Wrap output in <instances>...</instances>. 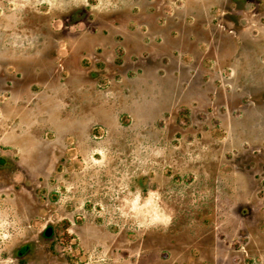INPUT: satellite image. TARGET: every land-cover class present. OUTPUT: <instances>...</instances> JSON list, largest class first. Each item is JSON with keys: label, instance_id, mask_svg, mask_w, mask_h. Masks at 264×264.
<instances>
[{"label": "rangeland", "instance_id": "374dc122", "mask_svg": "<svg viewBox=\"0 0 264 264\" xmlns=\"http://www.w3.org/2000/svg\"><path fill=\"white\" fill-rule=\"evenodd\" d=\"M0 158V261L264 264V0H0Z\"/></svg>", "mask_w": 264, "mask_h": 264}, {"label": "clouds", "instance_id": "9594fccd", "mask_svg": "<svg viewBox=\"0 0 264 264\" xmlns=\"http://www.w3.org/2000/svg\"><path fill=\"white\" fill-rule=\"evenodd\" d=\"M153 197H155V193H150L145 202L140 204V196L139 193H137L135 199L131 201V209L133 212L141 213L147 217V226L155 224L167 226L171 222V217L164 214V212L156 205ZM0 264H14V262L9 258L6 262L0 261Z\"/></svg>", "mask_w": 264, "mask_h": 264}, {"label": "flooded vegetation", "instance_id": "af4514ba", "mask_svg": "<svg viewBox=\"0 0 264 264\" xmlns=\"http://www.w3.org/2000/svg\"><path fill=\"white\" fill-rule=\"evenodd\" d=\"M5 163H6V160L0 158V165H2V164L5 165ZM4 165H3V166H4ZM47 228H49V227H46V228L42 231V233H43V235H44L46 238H49L50 236H52L53 231H52V228H51L50 235H46V230H47ZM24 248H26V249H24ZM29 249H30L29 245H23V246L20 247V249L18 250L17 253H18V255H23V254L27 253V252L29 251Z\"/></svg>", "mask_w": 264, "mask_h": 264}, {"label": "water", "instance_id": "95a60500", "mask_svg": "<svg viewBox=\"0 0 264 264\" xmlns=\"http://www.w3.org/2000/svg\"><path fill=\"white\" fill-rule=\"evenodd\" d=\"M51 228H47L46 235H50Z\"/></svg>", "mask_w": 264, "mask_h": 264}, {"label": "trees", "instance_id": "16d2710c", "mask_svg": "<svg viewBox=\"0 0 264 264\" xmlns=\"http://www.w3.org/2000/svg\"><path fill=\"white\" fill-rule=\"evenodd\" d=\"M24 249H26V248H24Z\"/></svg>", "mask_w": 264, "mask_h": 264}]
</instances>
